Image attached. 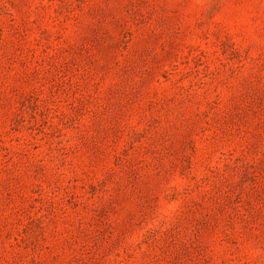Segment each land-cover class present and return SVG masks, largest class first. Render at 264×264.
<instances>
[{
    "label": "rangeland",
    "instance_id": "374dc122",
    "mask_svg": "<svg viewBox=\"0 0 264 264\" xmlns=\"http://www.w3.org/2000/svg\"><path fill=\"white\" fill-rule=\"evenodd\" d=\"M0 264H264V0H0Z\"/></svg>",
    "mask_w": 264,
    "mask_h": 264
}]
</instances>
